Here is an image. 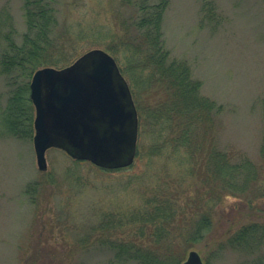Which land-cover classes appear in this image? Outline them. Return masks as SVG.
I'll use <instances>...</instances> for the list:
<instances>
[{
	"label": "rangeland",
	"instance_id": "rangeland-1",
	"mask_svg": "<svg viewBox=\"0 0 264 264\" xmlns=\"http://www.w3.org/2000/svg\"><path fill=\"white\" fill-rule=\"evenodd\" d=\"M53 6L55 35L70 43L76 59L94 49L123 58L117 44L142 39L133 23L144 11L125 0H55ZM0 19L4 33L14 27L19 42L27 29L24 0H0ZM161 34L170 60L186 63L201 94L220 108L213 117L218 148L235 162L249 160L256 181L244 195L218 200L216 184L190 174L183 155L151 154L157 144L151 121L139 119L134 164L111 171L55 148L42 171L34 132L0 134V264H142L119 255L125 246L154 252L160 264H182L191 251L204 264L238 263L239 252L217 247L242 225L264 222V0H168ZM152 96L153 90L140 101L153 104ZM34 119L35 107L33 126ZM164 200L174 217L157 242L152 217ZM204 215L211 228L187 245L182 237Z\"/></svg>",
	"mask_w": 264,
	"mask_h": 264
},
{
	"label": "trees",
	"instance_id": "trees-1",
	"mask_svg": "<svg viewBox=\"0 0 264 264\" xmlns=\"http://www.w3.org/2000/svg\"><path fill=\"white\" fill-rule=\"evenodd\" d=\"M125 1L144 11L142 17L133 23L142 30V39H124L117 44L123 48V51L119 49L123 58L114 54L113 57L129 82L140 122L145 125L151 121L154 128L157 127V144L151 148V154L183 155L190 174L204 176L203 185L206 175L205 185L216 184L218 200L227 193L244 195L248 183L257 179L253 164L247 159L235 162L218 148L213 134V117L220 108L201 94L202 84L193 78L186 63L170 60L161 41V21L168 0H159L157 4L151 0H142V4L136 0ZM54 2L24 0L27 29L19 42L14 37L15 28L4 33L2 26L6 23L0 19V81L6 88L5 93H0V134L30 137L34 132V106L30 99V82L34 73L46 67H67L78 56L72 54L68 41L55 35ZM151 90L154 91V103L144 105L140 98ZM202 168H206L204 175ZM154 211L152 221L159 242L162 232L168 234L166 230L174 213L165 200ZM208 217L204 215L190 225L191 232L182 237L187 245L203 240L212 225ZM119 248V255L141 259L142 264L161 263L154 257V252H150L152 256L132 246ZM217 248L239 252L237 264H264V222L242 225L229 233L225 241L219 242Z\"/></svg>",
	"mask_w": 264,
	"mask_h": 264
},
{
	"label": "water",
	"instance_id": "water-1",
	"mask_svg": "<svg viewBox=\"0 0 264 264\" xmlns=\"http://www.w3.org/2000/svg\"><path fill=\"white\" fill-rule=\"evenodd\" d=\"M35 107L34 149L40 170L55 148L72 159L106 170L133 165L138 111L115 58L101 49L86 52L64 68L37 70L30 82ZM182 264H204L191 251Z\"/></svg>",
	"mask_w": 264,
	"mask_h": 264
}]
</instances>
